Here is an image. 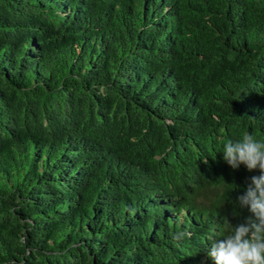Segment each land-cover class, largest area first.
Segmentation results:
<instances>
[{"label":"trees","instance_id":"1","mask_svg":"<svg viewBox=\"0 0 264 264\" xmlns=\"http://www.w3.org/2000/svg\"><path fill=\"white\" fill-rule=\"evenodd\" d=\"M245 133L264 0H0V264H215Z\"/></svg>","mask_w":264,"mask_h":264},{"label":"clouds","instance_id":"2","mask_svg":"<svg viewBox=\"0 0 264 264\" xmlns=\"http://www.w3.org/2000/svg\"><path fill=\"white\" fill-rule=\"evenodd\" d=\"M223 154L232 169L244 165L250 172H260L259 176L251 177L245 193L237 198L241 206L249 208L254 219L249 218L247 224L235 226L228 221L230 231L214 241L207 254L215 264H264V140L245 133L240 140H228L223 146ZM190 235L178 232L173 239Z\"/></svg>","mask_w":264,"mask_h":264}]
</instances>
